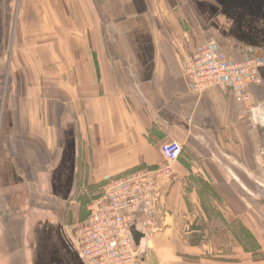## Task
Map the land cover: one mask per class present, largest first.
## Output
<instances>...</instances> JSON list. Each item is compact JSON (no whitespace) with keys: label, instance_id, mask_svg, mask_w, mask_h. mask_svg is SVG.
I'll return each mask as SVG.
<instances>
[{"label":"crops","instance_id":"obj_1","mask_svg":"<svg viewBox=\"0 0 264 264\" xmlns=\"http://www.w3.org/2000/svg\"><path fill=\"white\" fill-rule=\"evenodd\" d=\"M16 1L0 0V264H85L58 205L156 168L167 141L183 150L139 227L140 264H264V206L248 192L264 185V64L248 103L194 92L181 68L208 38L234 60H264V40L223 45L193 0ZM70 165L65 197L56 172Z\"/></svg>","mask_w":264,"mask_h":264},{"label":"built area","instance_id":"obj_2","mask_svg":"<svg viewBox=\"0 0 264 264\" xmlns=\"http://www.w3.org/2000/svg\"><path fill=\"white\" fill-rule=\"evenodd\" d=\"M263 64L262 58L234 60L208 38L182 61L181 68L194 92L217 87L248 103L247 88L260 84L259 68ZM182 150L177 141L164 142L160 146L163 162L156 168H141L105 180L101 194L87 205V216L67 235L68 245L78 258L85 264L141 263L144 244L136 245L132 226L148 229L149 213L162 197V181L172 175Z\"/></svg>","mask_w":264,"mask_h":264},{"label":"flooded vegetation","instance_id":"obj_3","mask_svg":"<svg viewBox=\"0 0 264 264\" xmlns=\"http://www.w3.org/2000/svg\"><path fill=\"white\" fill-rule=\"evenodd\" d=\"M190 5L199 19L213 18L212 30L225 46L229 45L225 39L228 37L235 42L246 41L250 44H254L255 40L258 41L260 38L264 40V0H193L190 1ZM249 7L252 9V14L246 10ZM246 11L249 12L248 16ZM220 16L223 17L224 27L220 26L217 20ZM239 50H242L241 47ZM56 175L59 177L63 175L66 180L62 188L58 185L54 189L67 197L72 190L71 165L68 168H59Z\"/></svg>","mask_w":264,"mask_h":264},{"label":"rangeland","instance_id":"obj_4","mask_svg":"<svg viewBox=\"0 0 264 264\" xmlns=\"http://www.w3.org/2000/svg\"><path fill=\"white\" fill-rule=\"evenodd\" d=\"M13 4L15 5L14 11L16 12L18 2L14 0ZM14 12V13H15ZM12 14L13 17L15 14ZM14 19V18H13ZM59 161L58 157H55L53 160V165L57 164ZM50 168H53L51 166ZM99 190L97 189H74L71 198L69 202H64L61 205H58L59 207L56 209L54 215H60V218L62 219V223L68 224L70 223L71 225L77 224L79 221L83 220L87 216V205L90 203L92 199H94V195L98 192ZM248 192L257 198H259L264 206V185L260 186L256 183L252 184V188L248 190ZM79 193V199H78V194ZM78 199V200H77ZM23 212L29 211L24 207L22 209ZM31 212L33 210H30ZM220 212V210H218ZM34 212V211H33ZM48 212V211H47ZM49 213V212H48ZM50 214V213H49ZM236 228V227H235ZM245 240V247L247 249H252L254 247L253 240H251L248 235H245L244 238Z\"/></svg>","mask_w":264,"mask_h":264},{"label":"water","instance_id":"obj_5","mask_svg":"<svg viewBox=\"0 0 264 264\" xmlns=\"http://www.w3.org/2000/svg\"><path fill=\"white\" fill-rule=\"evenodd\" d=\"M72 169V167H71ZM132 235L133 238L135 240L136 245H140V244H145L146 241V236L143 232H141L140 230H138L135 225L132 226ZM140 261L143 262L144 260V252L141 253L140 257H139Z\"/></svg>","mask_w":264,"mask_h":264}]
</instances>
